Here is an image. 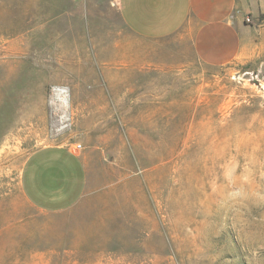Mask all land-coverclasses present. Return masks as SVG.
I'll list each match as a JSON object with an SVG mask.
<instances>
[{
	"label": "rangeland",
	"instance_id": "rangeland-1",
	"mask_svg": "<svg viewBox=\"0 0 264 264\" xmlns=\"http://www.w3.org/2000/svg\"><path fill=\"white\" fill-rule=\"evenodd\" d=\"M118 4L0 0V264H264V49L206 67ZM54 145L88 184L46 214L20 182Z\"/></svg>",
	"mask_w": 264,
	"mask_h": 264
},
{
	"label": "crops",
	"instance_id": "crops-1",
	"mask_svg": "<svg viewBox=\"0 0 264 264\" xmlns=\"http://www.w3.org/2000/svg\"><path fill=\"white\" fill-rule=\"evenodd\" d=\"M118 7L124 25L135 37L146 42L177 37L178 47L189 50L206 67L238 66L264 49V0H119ZM159 55L163 52L152 57ZM87 184L79 153L54 145L30 155L20 188L37 211L60 214L80 203Z\"/></svg>",
	"mask_w": 264,
	"mask_h": 264
},
{
	"label": "bare ground",
	"instance_id": "bare-ground-1",
	"mask_svg": "<svg viewBox=\"0 0 264 264\" xmlns=\"http://www.w3.org/2000/svg\"><path fill=\"white\" fill-rule=\"evenodd\" d=\"M54 97L59 107L61 108L67 107L68 100L65 91L61 89L54 90ZM63 113L66 114L65 111Z\"/></svg>",
	"mask_w": 264,
	"mask_h": 264
},
{
	"label": "built area",
	"instance_id": "built-area-1",
	"mask_svg": "<svg viewBox=\"0 0 264 264\" xmlns=\"http://www.w3.org/2000/svg\"><path fill=\"white\" fill-rule=\"evenodd\" d=\"M246 23H251V20H250V19H247V20H246Z\"/></svg>",
	"mask_w": 264,
	"mask_h": 264
}]
</instances>
